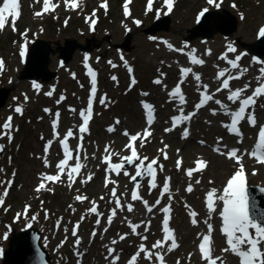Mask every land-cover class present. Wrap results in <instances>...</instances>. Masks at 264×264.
<instances>
[{
	"label": "rangeland",
	"instance_id": "rangeland-1",
	"mask_svg": "<svg viewBox=\"0 0 264 264\" xmlns=\"http://www.w3.org/2000/svg\"><path fill=\"white\" fill-rule=\"evenodd\" d=\"M40 1L43 2V0ZM135 1V4L128 7L130 14L125 16L124 0H106L107 10L101 7L105 0H82V3L75 10L66 7L65 0H52V4L59 5L55 8L57 9L56 12L35 17L30 10L35 4L34 0H24L22 4L24 14L21 13V19L15 24V29H18L19 32H13L11 21L7 29L0 34V47L4 49V56L8 60L7 71L3 76L0 75V88L6 87L12 90L7 104L0 111L1 125L7 115H14L15 106L19 105L25 108V115L22 117L17 116L18 118L10 130L7 131V135H3L4 130H1L0 127V140L8 150L2 167H0V199H4L6 201L5 206H9V208L0 206V214L1 212L3 214V218L0 216V264L3 253L8 248L9 240L7 241L4 237L6 233H10L9 225H12L16 232H20L25 228L24 226L28 221L32 220L29 217L22 218L18 224L14 225L15 214L21 213L26 204L31 205L30 215L33 214L32 216L37 219L34 221L35 228L45 231L43 232L45 235L44 243L50 252H55L58 249L63 237L71 236L69 234L71 223L79 218V214L70 211L68 207L74 199L73 194L75 192L72 190L71 195H69L64 187L57 186H54L51 190L35 192V186L40 180L36 172L42 171L46 167V160L43 159L46 142L51 141L50 137L54 136L50 128L52 115L47 116L43 112V107L60 105L65 113L63 125L67 120H72V123L76 121L80 125V119L78 120V116L71 114V109L87 110L92 85V77L88 74L89 69L95 73V79L99 81L98 98L95 105L92 104V110H97L99 114L112 108L114 114L120 115L123 119L124 128L133 129L131 132L142 129L145 124L139 105V101L145 93H147L145 95L146 99L152 100L162 113L165 111L166 99L170 97V93L183 79L180 78L179 68L191 69L193 75L180 84V87L182 94L187 97V101L189 103L195 102V105L200 102L205 91L197 95H194V92L201 91L204 85L208 86L207 83H210L207 82L208 80H212L211 83H217L219 87L221 86V80L216 78L221 70L220 68L217 70L218 66L223 67V70L231 69V72L236 73L225 59H221L220 54L221 56L227 55L228 59L233 60L239 56L238 64L243 63L246 66L245 69H247L244 72L245 77L242 84L238 85L233 81L230 85L231 90H224V92L230 93L232 90L248 85V89L242 95L244 98L251 95L253 90L262 82L257 79L259 76V63L255 62L251 55L244 53L246 49L241 46L238 40L246 44L257 41L259 30L264 27V0H217V3L220 4L218 8L215 5H210L207 0H174L172 13L170 14L171 28L169 31L159 32L155 36L146 35L145 29L151 27L153 22L161 19L168 12L164 0H153L151 10H148L149 0ZM204 9H208V11L227 9L237 16L239 28L236 34L231 36L217 34L208 41L196 39L185 42L186 37L191 34L190 31L196 25L199 14ZM93 13H95L94 16ZM241 16H243V19ZM93 20L95 24L97 23L94 38L98 44L92 45L89 53L81 50L74 52L73 61L62 66L59 61L60 51L54 43L58 42L64 45L65 39L73 38L85 45L87 39H93L92 32L95 25H92ZM136 21L140 23L137 24ZM22 33H26L29 49L33 44L32 41L38 37L53 43L52 45L56 50L52 55L50 70L57 72L58 77L50 81L49 84H45L44 89L52 93L51 89L58 87V94L56 92L46 97L47 95L45 96V93L42 92L36 95L32 92L30 80L21 79L24 66L21 64L23 62L18 52L22 42L20 35ZM127 34L130 36L131 42L130 50L125 54L123 44L128 37ZM8 39L11 40L9 46L10 40ZM229 44L235 48V52H228L227 46ZM169 45L172 47L169 48ZM189 50L201 51L202 55H194L196 59H204L205 56L207 59L209 58L208 67H200L191 63L189 55H176V52H188ZM90 57L100 71L86 66ZM124 61L133 64L136 68L134 89H131L130 85L132 83L124 76ZM223 62V65H219ZM117 63L119 64L118 67L115 65ZM261 66L264 67V64H261ZM195 74L200 75L201 80L199 82L194 79ZM73 75H75L74 79L72 78ZM113 76L117 77L116 81L113 80ZM157 79L161 81L160 84L154 82ZM207 94L214 95V92H207ZM172 98L179 100V97ZM216 100H220L222 104L228 105L231 103V101L225 100L222 94L216 95ZM58 101H61L62 104ZM209 109L217 110L218 106H211ZM249 110L256 114L257 119H261L264 115V96L257 98L255 106ZM101 121L103 119L98 118L94 124L97 131L96 135L89 139L92 146L93 141L101 135L100 130L103 133L104 126L107 123H103L101 126ZM200 122L203 129L199 130L195 127V137L205 139L209 144L218 143V139L225 133L221 127L223 120L217 122L216 119L203 115ZM9 137H15V144L10 145L7 143V146H5L6 142H10L8 141ZM161 137L164 138L163 135H160L155 140L140 141L139 145L148 148L150 151L160 153L163 157L159 161L160 164L165 162L164 152L167 153L168 157L174 153L173 163L170 164V170L173 173L168 171L167 175L172 178L173 182L171 190L174 193L173 204L176 207V209L172 207L175 217L174 225L184 240L183 249L178 256L184 255L186 257L185 264H188V260L194 255L193 250L196 246L192 241L196 239L198 232L196 226L193 229L189 228L187 211L190 208L205 207L206 193L212 188L217 189L218 187L219 190H217L220 191L225 186L228 177L238 169V164L235 165L225 160L224 157L214 155L208 148L198 146L195 141L181 142L178 140L179 144H175ZM101 140L104 143L106 135L101 136ZM166 145L167 148H165ZM192 145L196 147V151L189 147ZM161 150H164V152ZM177 155L185 165L184 168L189 166L190 169H195L197 166L196 161L202 158L210 162L209 169L200 176L185 177L184 169L180 171L176 167ZM7 168H10V170L6 171ZM244 169L248 172L249 185L264 186V171L254 168V165ZM254 171L256 172L255 175H253ZM12 177H16L17 181L9 198L4 196L3 193L7 187L11 186L9 179ZM197 180L200 181L199 184L196 183ZM209 181L212 183H209ZM189 184L193 188L191 193L186 191ZM87 190H90V188ZM145 191L148 193V189ZM158 191L159 189L149 197L153 203L157 199L156 193ZM96 193L99 197L104 193V188ZM141 197V200L130 203L134 210V213H130V224L138 225L137 234H133L130 229V239H121L123 233H128V228L121 231L120 234H113L110 237L106 235L104 239L100 234L97 246L88 250L91 257L88 262L86 260L85 264H111L114 256L117 255L122 256L120 264H127L128 259L138 252L139 246L146 244V239H143V237L161 234L159 217L147 218V221L151 223L146 226L145 219L139 216L140 213L145 212L142 207L143 198L146 197V194ZM162 209L163 207L161 212ZM220 210L221 208H217L216 212L219 213ZM206 219L209 220V217H206ZM8 221H12L13 224ZM61 221H63L62 224H60ZM56 226H60L57 232L54 231ZM67 226H69L68 232L65 231ZM89 231L90 228L82 227L81 234L84 235L88 232L89 236ZM61 233L64 234L63 237H60ZM73 241L74 239H71V242ZM112 241H116V243H112ZM216 242H218L217 239ZM86 246L90 248L89 243H86ZM128 247H130L129 253L125 255ZM109 249L115 251L109 254ZM69 260V264H74L72 259ZM64 264H67V262L65 261ZM136 264H149V262L140 255ZM192 264L201 263L199 260L194 259Z\"/></svg>",
	"mask_w": 264,
	"mask_h": 264
},
{
	"label": "snow or ice",
	"instance_id": "snow-or-ice-1",
	"mask_svg": "<svg viewBox=\"0 0 264 264\" xmlns=\"http://www.w3.org/2000/svg\"><path fill=\"white\" fill-rule=\"evenodd\" d=\"M38 3L39 0H36ZM207 2L210 5H215L217 8L220 6L219 3H217V0H207ZM80 3H82V0H65V6L70 7L73 10H75L77 7H79ZM128 3H130V0H126V3L124 5V13L125 16H128L129 9H128ZM165 6L167 7L168 11L171 12L173 8L174 0H164ZM153 0H149L148 4V10L152 9ZM58 4H52L51 0H43V12H48L50 10H55L56 7H58ZM101 7L105 8L107 10V3L106 0L104 3L101 4ZM235 7V5H233ZM21 5L19 3V0H2V3H0V30H3L6 27V24L11 18L12 21V27L13 30H15V24L16 20L20 17ZM208 11V9H204L199 15L202 17L204 14ZM43 13L42 12H36L34 13L35 16L39 17ZM95 13H93V16ZM243 19V16H241ZM137 24H139V21H136ZM95 24V21H92V25ZM259 36L264 37V27H261L259 30ZM172 46L169 45V48ZM228 52H235V48L229 44L227 46ZM24 50L21 51V56H24ZM210 54V53H209ZM221 59H225L227 63L231 66L233 69H238L239 64L238 61L240 59L239 56H237L234 60L228 59L227 55H224L221 57ZM190 60L191 63L196 65H203L204 61L202 59H196L194 55L190 54ZM4 68V62L0 60V71H2ZM247 69H243L241 72V75L243 72H246ZM129 72H131V69L129 68ZM191 72V69L189 68H182L181 69V76L187 77V75ZM261 76L257 77L259 81H262L259 83V86L256 87L252 94L249 96H246L242 98L243 93L248 89V85H244L243 88H237L235 90L230 91V94L228 95L227 99L231 101L232 103H236L239 101L238 110L232 111L228 113V109L226 105H223L220 100H216L215 103L220 105L221 108L225 110L226 114H229L231 117L230 124H224L223 126L228 129V131L236 135L238 137H242V132L239 130L238 125L241 123V121H244L247 114V122L255 127L256 126V117L254 114L249 113L248 110L255 106L257 98L264 96V67L260 69ZM91 77V83H92V90H91V96L95 97L96 93V79H95V73L89 69L88 73ZM218 80H221V86L217 89V91L222 90H228L230 89V80H236L240 79V75H230L227 73V70H220L216 77ZM115 79V77H113ZM194 79L199 82L201 80V77L199 74L194 75ZM156 84H160L161 81L157 79L154 81ZM184 82L183 79L177 84L175 89L170 93L172 97H179L180 103H185V97L182 94L180 84ZM132 83H135V80L133 79ZM34 87H39V85H34ZM199 87V85H198ZM205 89L204 94H202V98L199 102V104L196 105L197 109L203 107L208 101L213 100V95L207 94V85L203 86ZM51 95V93H49ZM144 95H147L145 93ZM103 103V101H101ZM143 107L146 112L147 117V123L149 126L154 121V108L150 104H143ZM47 111V110H46ZM72 111H75L73 109ZM16 112H21L20 108H16ZM182 112V109H181ZM215 114V112H213ZM57 117V121L59 118V113L55 114ZM81 119H82V125L79 127V132L81 133V136L79 139L83 140V133H86L88 131V125L89 121L92 117V99H89L88 107L86 111H80L79 113ZM192 115H195L193 113ZM192 117L184 116L183 114L179 117H173V125L175 126L179 122L183 120H190ZM119 123V121H117ZM57 122L53 123V134L57 136L59 139V134L56 132L57 128ZM4 129H10L11 128V118H9L8 122H6L3 125ZM171 129H166L165 131H170ZM108 131H114L113 128H109ZM125 136H129L130 143L126 146V148L131 149V155L122 157L120 163L113 164L111 162V156L113 155L109 148H105V152L108 153L104 157L103 162L109 165L108 171L116 172L117 175L120 174V172L124 169V162H127L128 164H133L134 161H139V165L136 167V172L134 176H131V180L135 181L137 177H141L142 174L146 173L149 177H151V183L149 184L150 188H155L156 185V168H154V165L158 164L157 159H152L146 166L145 161L148 159L147 157L141 158L134 146V142L137 140L143 141L145 138L151 135V132L145 129V131L140 134L136 135H129L127 131L124 132ZM188 135L187 130L184 132V138H186ZM74 137V133L72 130H68L66 135L60 139V144L63 149V159H61L56 167H57V174L56 175H42L41 176V183L39 186L35 189V191L40 192L41 190L45 189L46 185L43 181H50V182H58L61 179L62 175H67L68 181H69V187H71L72 183L75 182L74 176H79L81 169L83 165L80 163V150L82 148V144H78L77 148L75 149L76 156L73 157V150H70L68 140L69 138ZM51 147V141L48 142L45 146V152L48 151V148ZM167 148V145L165 146ZM2 147H0V151H2ZM216 151H220L219 148L215 149ZM164 152V150H161ZM238 149H232L228 151L227 153H221L222 155L226 154L229 159H234L235 162L238 164L237 171L227 180L226 185L224 186L222 192H219L217 189L212 188L206 193V207L209 213V219L211 218V214L216 212V205L217 202L222 203V209L219 212V215L222 220V228L221 233L226 237V244L227 247L222 249L224 252H231L233 255L239 258V264H264V210L260 209L254 201L250 202V193L247 186V176L246 172L243 166V163L241 162V157L238 155ZM249 155L257 161V163L264 164V126H261L258 132V142L255 144L254 148L251 150ZM164 158L167 159V153L164 152ZM75 159L74 166L69 165V161ZM182 164L181 160L177 161V169L179 170L180 166ZM196 168L195 169H189L186 171V175L191 178L193 175V172L195 171H202L204 168L207 167L206 162L197 160L196 161ZM45 166L48 167L47 161H45ZM160 170H163V166L160 165ZM256 172H253V175H255ZM124 175H129L128 172H124ZM92 179L91 175L88 176L87 181H90ZM170 177L165 179V182L163 184L162 188V194H167L170 191ZM87 181H81L82 183H86ZM11 183V182H9ZM108 183H115L114 181H110L106 177L105 186H107ZM197 184L200 183L199 180L196 181ZM209 183H212L209 181ZM139 185H135L134 190L131 194V199L133 201L141 200L142 197L138 194ZM186 191L191 193L193 191V188L191 184L188 185L186 188ZM259 191L261 193H264V188H260ZM4 196L8 195V192L5 191L3 193ZM112 197L116 198L115 203L116 207L120 208L121 203L119 198L117 197L116 188L114 187L111 191ZM77 201H83L87 199L84 196L77 195L75 197ZM103 199V197H101ZM159 199L156 201V204H159ZM4 204V200L0 199V206ZM145 207L147 211L151 212L152 207L148 206L147 201H144ZM27 210V209H26ZM127 210L129 212L133 211V206L129 204L127 206ZM164 212V219H163V240H158L153 247L154 248H163L166 243L169 241L171 242L168 251H174L176 248L179 247L176 237L174 234V230H172L169 227V221H170V213H171V207L165 206L163 207ZM91 213L99 215L97 213V205L95 202L92 203V207L89 209ZM254 213H256L254 215ZM116 211L113 210L112 213L108 217V223L111 224L113 217H115ZM189 215L193 217L192 223L193 225H196L197 221L195 217L197 216L196 212H190ZM32 219H36V217H32ZM97 224L100 223V220L98 219ZM208 225V234H205L201 242L199 244V251L201 253L202 259L207 262V264H217V261L220 262V264H226V261H224L221 257H214L213 256V246H212V237L211 232L213 231V226L208 223V221H205ZM131 228V231L133 234H137V227L138 225H129ZM31 227V225H29ZM79 227V224H77L72 231V235H77V229ZM95 235V233H93ZM7 239V235L4 237ZM125 236H121V239H125ZM143 239H147V237H143ZM79 240L76 241L77 244H79ZM112 243H116V241H112ZM115 250L109 249V254H112ZM141 253L145 254L146 259H151L153 256V253L148 251L143 244L139 246L138 252H136L129 260V264H136L138 257ZM119 259V256H116L111 264H116V261ZM156 259L159 261V264H165L164 257L162 255L156 254ZM177 264H179V261H177Z\"/></svg>",
	"mask_w": 264,
	"mask_h": 264
},
{
	"label": "water",
	"instance_id": "water-1",
	"mask_svg": "<svg viewBox=\"0 0 264 264\" xmlns=\"http://www.w3.org/2000/svg\"><path fill=\"white\" fill-rule=\"evenodd\" d=\"M170 22L171 19L168 18L164 28L155 25L153 28L146 30V33L156 34L161 30L167 31ZM237 30L238 18L235 15L228 10H223V13L212 11L204 14L202 21L190 31L191 35L187 40L199 37L208 40L217 33H222L225 36L234 35ZM93 42L94 40L88 39L87 45H82L71 39L66 40L65 47H58L61 53L60 57L65 63H68L72 60V55L77 49L90 51ZM247 46L250 53L264 57V37ZM123 47L126 50H130V37L126 39ZM52 52L50 42L38 41L29 53L28 62L21 72V79L34 80L43 78L44 81H50L56 77V73L51 72L49 68L52 62L50 58ZM11 92V89H0V110L5 106ZM0 147L3 149L0 151V154H2L4 147L1 143ZM260 188L252 187L249 189L250 202L254 201L260 209L264 210V193L259 191ZM3 264H51L47 251L41 245V233L33 228L25 232L15 233L10 240L8 250L4 254Z\"/></svg>",
	"mask_w": 264,
	"mask_h": 264
},
{
	"label": "bare ground",
	"instance_id": "bare-ground-1",
	"mask_svg": "<svg viewBox=\"0 0 264 264\" xmlns=\"http://www.w3.org/2000/svg\"><path fill=\"white\" fill-rule=\"evenodd\" d=\"M132 3V2H131ZM204 67H208L207 64L204 65ZM180 73H181V70L179 69ZM181 75V74H180ZM182 77V76H181ZM180 77V78H181ZM207 82H210V83H207V84H211L212 80L211 81H207ZM203 90H204V87H203ZM212 103V102H211ZM211 103H207V107H210ZM234 104V103H233ZM235 106L239 105V101H237L235 104Z\"/></svg>",
	"mask_w": 264,
	"mask_h": 264
}]
</instances>
